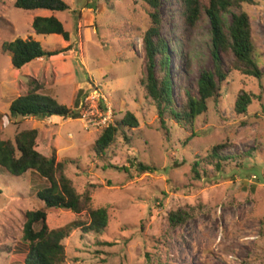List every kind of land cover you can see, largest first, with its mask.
Here are the masks:
<instances>
[{
	"label": "rangeland",
	"instance_id": "rangeland-1",
	"mask_svg": "<svg viewBox=\"0 0 264 264\" xmlns=\"http://www.w3.org/2000/svg\"><path fill=\"white\" fill-rule=\"evenodd\" d=\"M63 1L68 9L51 13L25 11L15 8L14 0H0V114L7 112L11 99L36 84L68 107H73L78 89L87 91L76 119L28 116L13 125L0 117V138L11 137L15 128H36V149L65 164L76 190L90 191L91 208H106L108 223L102 234L74 229L63 239L61 264H264V77L231 73L220 97L209 100L207 110L196 118L193 137L186 140L190 132L170 119L165 120L166 133L140 82L145 79L141 36L150 25L149 5L145 0ZM178 5L179 0H159V31L169 48L175 101L181 84L195 88L199 72L213 66L208 18L202 14L191 36L184 33L180 38ZM242 9L251 17L264 75V1ZM230 10L239 11L235 6ZM50 14L69 32L68 41L33 32L32 18ZM225 17L229 20L230 13ZM16 37H30L44 49L60 52L15 69L1 45ZM187 51L190 62L185 68ZM231 59L222 56L225 70ZM240 89L261 95L244 116L233 111ZM125 111L138 120L129 131L131 142L118 136L104 155H96V137ZM227 140L232 145L225 152L234 159L225 163L223 172L208 168L207 175L194 179L193 159ZM131 161L155 170L137 174ZM121 165L129 171L114 167ZM43 184L32 171L13 176L0 167V264H21L23 254L15 249L24 246V215L43 207L36 196ZM179 209L191 216L171 227L167 215ZM74 221L87 222L88 213L46 210L50 229Z\"/></svg>",
	"mask_w": 264,
	"mask_h": 264
},
{
	"label": "trees",
	"instance_id": "trees-1",
	"mask_svg": "<svg viewBox=\"0 0 264 264\" xmlns=\"http://www.w3.org/2000/svg\"><path fill=\"white\" fill-rule=\"evenodd\" d=\"M264 0H179L178 14L181 22L179 37H187L196 29L201 15L208 18L211 37L210 53L212 68L202 69L197 77L195 88L179 86L178 100L173 98V82L170 77V56L166 41L160 35L159 0H145L149 5V27L141 36V47L145 65V79L140 80L147 97L155 107L161 128L168 133L165 120L170 119L181 128L195 135L193 130L196 118L204 113L208 101H216L222 93V84L232 73L262 80L264 75L257 60L256 47L251 35V17L242 9V5H254ZM13 6L25 11L45 10L51 13L62 12L68 9L63 0H14ZM235 6L238 12L230 8ZM226 13H230L229 20ZM31 28L37 35H60L64 41L69 40V32L63 28L62 22L54 15H35L31 20ZM2 51L10 55L13 68L20 69L36 58L57 55L60 50H46L40 42L30 37L22 39L16 37L5 41L1 45ZM184 60L185 68L189 66V51ZM232 55V56H231ZM223 57L232 58L225 70ZM36 84L25 92L11 99L6 116L13 125H18L21 119L28 116L43 119L53 116H64L72 119L81 116L79 102L86 95L78 89L73 101V107L58 103L53 97L40 92ZM261 95L240 89L233 100V111L240 116L247 113L248 107L260 100ZM12 119H16L13 121ZM138 126L137 118L125 111L121 117L115 115L112 122L103 127L93 143L96 155H104L112 148L118 136L126 143L131 142L129 131ZM38 130L36 128H15L9 138H0V167L9 174L19 176L26 171L44 179V184L36 190V196L43 207L25 212V221L22 228V244L15 249L23 254L21 264H61L65 260L63 239L74 229L82 234L92 233L100 235L108 223L106 208H91L90 191L78 192L70 177L66 174L63 162H56L55 157L46 156L36 149ZM229 140L212 144L206 154L196 156L190 166L194 179L207 175V169L214 172H223L225 163L234 159V156L225 151L231 147ZM137 174L153 172L155 167L143 162L134 163ZM121 171L128 172V167L114 166ZM60 208L75 214L88 213L87 222L74 221L64 227L50 229L46 224V210ZM191 216L188 210L170 211L167 215L169 225L176 227L184 224ZM108 244L107 242H100Z\"/></svg>",
	"mask_w": 264,
	"mask_h": 264
},
{
	"label": "crops",
	"instance_id": "crops-1",
	"mask_svg": "<svg viewBox=\"0 0 264 264\" xmlns=\"http://www.w3.org/2000/svg\"><path fill=\"white\" fill-rule=\"evenodd\" d=\"M36 59H37V58H36ZM38 59H40V58H38ZM33 60H34V59H33ZM30 62H31V61H30ZM30 62H29V63H30Z\"/></svg>",
	"mask_w": 264,
	"mask_h": 264
},
{
	"label": "built area",
	"instance_id": "built-area-1",
	"mask_svg": "<svg viewBox=\"0 0 264 264\" xmlns=\"http://www.w3.org/2000/svg\"><path fill=\"white\" fill-rule=\"evenodd\" d=\"M93 97V95L91 96V98Z\"/></svg>",
	"mask_w": 264,
	"mask_h": 264
}]
</instances>
